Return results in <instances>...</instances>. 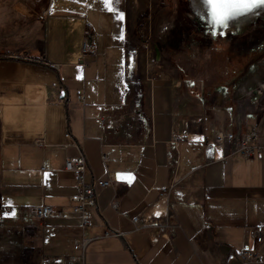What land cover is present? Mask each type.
Segmentation results:
<instances>
[{"label": "crops", "instance_id": "obj_1", "mask_svg": "<svg viewBox=\"0 0 264 264\" xmlns=\"http://www.w3.org/2000/svg\"><path fill=\"white\" fill-rule=\"evenodd\" d=\"M114 7L123 21L100 0H51L0 19V199L23 227L21 264H71L78 183L64 167L81 154L88 181L114 179L98 189L87 264H227L257 247L264 227V154L223 162L207 142L256 130L264 144V89L234 99L239 75L224 56L206 61L216 71L159 60L151 9L140 0ZM88 33L97 54L83 65ZM43 205L63 217L31 219L29 209ZM136 217L154 224L140 230ZM260 252L264 264V245Z\"/></svg>", "mask_w": 264, "mask_h": 264}, {"label": "built area", "instance_id": "obj_2", "mask_svg": "<svg viewBox=\"0 0 264 264\" xmlns=\"http://www.w3.org/2000/svg\"><path fill=\"white\" fill-rule=\"evenodd\" d=\"M48 13V10L46 11ZM97 54V45L91 33H88L83 41L81 51V62L86 65L85 60L90 57H95ZM84 95H78V101L84 103ZM240 115H237L239 122ZM207 145L216 154H220L219 161L227 162L229 159L236 156H241L245 159H252L257 156H263L264 144L261 142V136L258 131L251 133H244L238 130L235 133L217 132L213 137L208 139ZM105 159V157H104ZM45 170V168H43ZM64 170L73 174L77 179L78 190L75 195L70 198L73 214L79 219V234L78 240L73 246V254L69 256L71 264H87L86 251L88 246L93 241L92 238L85 236V231L92 225L94 220V210L98 207V189L113 186L114 179H94L88 181L89 164L85 155L81 154L76 158H70L66 161ZM175 185L172 184L163 187L160 190V201L164 202L170 199ZM117 209V204L113 205ZM160 211L159 213H161ZM164 214L167 213L166 208L163 210ZM28 215L31 219L37 221H45L52 217H63V212L50 206H40L30 208ZM126 216V214H122ZM157 217V216H155ZM167 217V216H166ZM133 222L139 229L145 228L147 225H153V222H147L144 225L141 222V217H136ZM110 235V234H108ZM256 245L252 249H245L238 253L232 254L227 264H260L261 262V248L264 245V227L258 226L256 228Z\"/></svg>", "mask_w": 264, "mask_h": 264}, {"label": "water", "instance_id": "obj_3", "mask_svg": "<svg viewBox=\"0 0 264 264\" xmlns=\"http://www.w3.org/2000/svg\"><path fill=\"white\" fill-rule=\"evenodd\" d=\"M29 1L0 0V13L8 17L34 11L29 8ZM211 11L212 5L204 0H174L172 12L160 17L156 24V57L160 60L169 49L179 52L190 31L203 35L206 40L233 38L237 41L251 37L257 31H264V6L229 19L224 28L213 27ZM252 52H264V46H257ZM263 89L264 65H253L237 80L233 98L239 100L256 96Z\"/></svg>", "mask_w": 264, "mask_h": 264}, {"label": "rangeland", "instance_id": "obj_4", "mask_svg": "<svg viewBox=\"0 0 264 264\" xmlns=\"http://www.w3.org/2000/svg\"><path fill=\"white\" fill-rule=\"evenodd\" d=\"M143 4V9H151L152 11V28L150 32L148 31V37L151 40L150 50L153 52L155 57V28L157 21L160 17L164 16V13L171 12L174 6L172 0H140ZM51 0H47L41 4L37 9H49ZM33 9V8H32ZM169 12V13H170ZM150 33V34H149ZM222 57L226 59V55L222 53H207L203 58H197V56H192L187 54V56H182L181 54L168 53L166 57L171 61H177L179 59L185 64L186 68L198 69V70H207V71H216V66L209 62H206L210 56ZM1 195V193H0ZM2 207L0 199V264H21L24 260V240L22 238L23 227L19 226L16 219L11 218ZM28 243V242H27ZM33 253L30 254V256Z\"/></svg>", "mask_w": 264, "mask_h": 264}, {"label": "flooded vegetation", "instance_id": "obj_5", "mask_svg": "<svg viewBox=\"0 0 264 264\" xmlns=\"http://www.w3.org/2000/svg\"><path fill=\"white\" fill-rule=\"evenodd\" d=\"M46 1L47 0H30L29 8H33L35 11ZM172 1L174 3V0ZM12 12L13 11L10 13ZM169 12L164 13V15L169 14ZM4 17L5 16L0 13V19ZM185 39L183 48L179 52L169 49L168 55H170V53H178L182 56H187V54H189L194 57L197 56V58H203L207 53L215 52L220 55L223 53L226 55L227 59L235 65V69H237L238 72L237 75H239L234 79L233 84H231L233 92H235L234 87L236 86L238 78L243 76L251 66L264 65V52H252L257 46H264V31H257L252 34L251 37H244L240 41L233 38L206 40L203 35L192 31L188 32ZM243 62L244 64H242Z\"/></svg>", "mask_w": 264, "mask_h": 264}, {"label": "snow or ice", "instance_id": "obj_6", "mask_svg": "<svg viewBox=\"0 0 264 264\" xmlns=\"http://www.w3.org/2000/svg\"><path fill=\"white\" fill-rule=\"evenodd\" d=\"M100 2L107 5V11L113 13L117 21L124 20L123 12L117 13L114 7V5L119 4L120 0H100ZM204 2L212 5L210 22L213 27L219 26L221 28L227 27L229 19L264 6V0H204ZM117 38L122 40L123 36Z\"/></svg>", "mask_w": 264, "mask_h": 264}]
</instances>
